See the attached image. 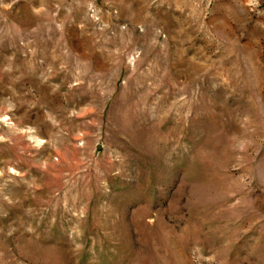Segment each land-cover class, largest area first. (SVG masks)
I'll use <instances>...</instances> for the list:
<instances>
[{
  "label": "rangeland",
  "instance_id": "rangeland-1",
  "mask_svg": "<svg viewBox=\"0 0 264 264\" xmlns=\"http://www.w3.org/2000/svg\"><path fill=\"white\" fill-rule=\"evenodd\" d=\"M0 264H264V0H0Z\"/></svg>",
  "mask_w": 264,
  "mask_h": 264
},
{
  "label": "snow or ice",
  "instance_id": "snow-or-ice-1",
  "mask_svg": "<svg viewBox=\"0 0 264 264\" xmlns=\"http://www.w3.org/2000/svg\"><path fill=\"white\" fill-rule=\"evenodd\" d=\"M251 2H253V3H254V2H255V0H251ZM4 119L6 120V119H7V117H4Z\"/></svg>",
  "mask_w": 264,
  "mask_h": 264
}]
</instances>
